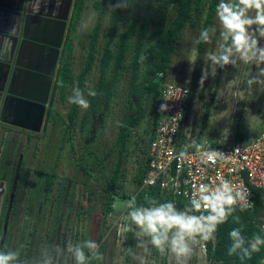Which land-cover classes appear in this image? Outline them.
<instances>
[{
	"label": "rangeland",
	"instance_id": "obj_1",
	"mask_svg": "<svg viewBox=\"0 0 264 264\" xmlns=\"http://www.w3.org/2000/svg\"><path fill=\"white\" fill-rule=\"evenodd\" d=\"M96 1L84 2L75 39V77L88 57L90 33L98 15L94 5ZM211 1L201 0V10L187 23L165 74L164 85L187 83L192 88L183 123L184 133H193L195 137L198 136L199 142L232 145L237 142L238 135L247 141L258 132L264 110V83L250 84V79L258 75L257 67L251 62L245 64L238 57L235 58V67L217 66L215 74L208 75L201 83L205 70L211 71L206 54L217 51L222 43L220 23L215 14L211 27L216 28V34L211 43L205 44L203 52L199 50L200 42L197 41L201 29L205 28ZM174 16V8H170L165 16L166 28ZM155 29L156 25H153L148 34V44L158 37ZM104 43V38H101L99 50ZM260 43L264 45V39ZM132 56L133 51H130L116 95L107 106L104 119L94 118L90 137L87 128L81 124L86 109L80 107L77 118L70 125L72 103L69 97L75 83L65 99L57 93L51 115L48 116L47 111L51 107L49 100L39 131L12 124L14 117L3 109L0 116V187L5 189L0 193V248L18 249L21 258L33 264L41 250L53 243L63 246L69 241L82 242L87 229L91 230L94 235L92 239L96 241L102 226L105 237L100 264H126V250L130 245L127 231L122 230V226L130 225L127 207L130 198L124 195L136 196L141 189L136 179L145 158L143 149L152 133L150 97L144 101L148 113L132 133L116 185L114 211L106 217L104 209L108 196L105 187L111 185L118 161L119 146L116 141L119 124L126 113H135V109L129 108L128 104ZM0 74H4L1 68ZM97 76L95 67L86 87L87 99V91L93 88ZM260 80H264V76ZM210 103L212 108L208 127L201 131L202 116ZM89 151L95 152L100 159L87 155ZM42 170L55 174L51 192H46V175L39 173ZM131 247L132 259L129 264H140L136 257H140L143 264H157L164 256H167L168 264H177L170 252L161 255L155 248L150 247L148 252L138 248L136 236ZM62 259L64 264H73L67 256ZM188 264H215L207 257L205 241L199 240L194 245Z\"/></svg>",
	"mask_w": 264,
	"mask_h": 264
},
{
	"label": "trees",
	"instance_id": "obj_2",
	"mask_svg": "<svg viewBox=\"0 0 264 264\" xmlns=\"http://www.w3.org/2000/svg\"><path fill=\"white\" fill-rule=\"evenodd\" d=\"M219 1H211L205 19V28H211ZM84 2L85 0H75L74 2L67 35L61 51L57 78L50 102L51 107L47 113L48 116L51 115L52 104L57 93L60 94L61 98L65 99L72 84L75 83L74 88L79 87L86 93L90 74L96 67L98 76L92 89L96 91L97 95L94 97L88 96L90 106L81 118V124L84 128H87L90 137L93 130L91 124L96 117L104 119L106 108L116 95L117 87L126 68L129 53L133 51L128 104L129 108L135 109V113H126L119 124L116 141L117 146H119L118 161L112 176L111 185L105 187L108 196L104 212L106 217H109L114 211V204L117 198L116 185L123 169L132 133L139 127L148 113L144 101L147 97L151 98L150 111L153 118V132L159 109L161 90L164 87L165 74L171 65L174 51L187 23L201 10V0H97L94 5L98 15L90 33L91 40L88 57L82 70L75 77L73 74L75 39L82 18ZM170 8H174L175 16L166 28L165 16ZM105 22L106 25H104ZM153 25H156L155 32L158 37L155 41L148 44V34ZM101 38H104L105 43L103 48L99 50ZM205 44L203 42L199 43L200 52L204 51ZM99 51L100 55L98 56ZM61 81L63 82L62 86ZM79 108L78 105L72 104L69 114L70 125L77 118ZM211 108L212 103L207 106L203 113L200 125L201 131H205L208 127ZM151 137L152 133L143 149L145 158L136 179L140 184H142L147 170V153ZM237 141L245 140L242 139L241 135H238ZM87 155L95 156L96 160L100 159L93 151H89ZM39 173L46 175L45 189L46 192H51L55 183V174L43 170ZM254 193V207L243 212L237 209L235 213V215L240 217L244 235L249 239L256 233L264 234V228L262 227L264 225V190L255 188ZM124 196L132 198V196L127 194ZM134 197L138 205L143 204L145 206H147V201L151 198H155L160 202L169 201L161 196L160 189L156 187L140 189ZM185 205L181 203L177 207L184 208ZM241 225L235 224L229 218L227 223L218 227L215 233V241H205L207 257L211 262L215 264H264V246H261L259 252L253 253L251 259L245 258L241 260L238 255H228V248L231 244L229 232L232 228ZM132 228L133 231H127L130 247L126 250V264H129L132 259L131 245L135 241V225H132ZM93 236L91 230L87 229L83 233L82 242L89 239L93 240ZM104 237L105 234L101 226L99 233L96 235V242L99 245L101 254L104 250ZM100 263V259H91L89 262V264ZM157 264H168L167 256L162 257Z\"/></svg>",
	"mask_w": 264,
	"mask_h": 264
},
{
	"label": "clouds",
	"instance_id": "obj_3",
	"mask_svg": "<svg viewBox=\"0 0 264 264\" xmlns=\"http://www.w3.org/2000/svg\"><path fill=\"white\" fill-rule=\"evenodd\" d=\"M40 0H30L33 12L38 10ZM254 13V14H253ZM216 15L220 23V37L222 43L218 50L208 52L207 60L210 61L211 71L205 70L201 83L208 75H214L215 69L225 68L228 65L235 67V58L245 64L253 63L258 70V75L250 79L252 83H264L260 80L264 76V0H220L216 6ZM216 28H202L198 43H211L216 34ZM19 34V24L16 22L7 33L0 34V62H3L7 53H10L14 41ZM61 86L63 82L61 81ZM95 90L89 88L87 96H96ZM69 102L83 109L90 104L84 91L76 87L69 97ZM162 111L167 110V105L161 106ZM241 148L237 147L235 153ZM184 155V154H182ZM204 156L205 163H216L224 160L227 154L210 149ZM128 218L130 225L122 226L124 231H133L132 225L137 229L135 236L137 247L148 252L155 248L161 255L172 253L177 264H188L194 245L203 241H215L218 227L229 221V218L241 225L237 209L243 212L252 207L250 192L232 181L220 179L218 184L201 183L193 185L189 202L184 208H178L174 201L160 202L155 198L147 201V206L138 205L133 196L127 201ZM231 244L228 248L229 256H239L241 260L251 259L253 253L259 252L264 246V234H253L249 239L244 235L243 226L234 227L229 232ZM67 256L73 264H89L91 259H102L99 245L94 240L83 242H67L63 246L53 243L41 250L39 257L33 264H64L62 257ZM140 264L143 260L136 257ZM0 264H29L27 259L21 258L18 249L0 248Z\"/></svg>",
	"mask_w": 264,
	"mask_h": 264
},
{
	"label": "built area",
	"instance_id": "obj_4",
	"mask_svg": "<svg viewBox=\"0 0 264 264\" xmlns=\"http://www.w3.org/2000/svg\"><path fill=\"white\" fill-rule=\"evenodd\" d=\"M191 95L192 88L187 83H167L162 88L141 189L159 188L164 199L174 201L177 206L187 205L194 184H218L222 178L250 192L252 207L248 209H252L254 189L264 190V110L262 124L250 140L232 145L199 142L198 136L183 132ZM162 105H167L166 111L161 110ZM237 147L241 148L239 153H235ZM210 149L226 153L227 158L215 164L205 163L207 157L203 154ZM4 189L0 187V193Z\"/></svg>",
	"mask_w": 264,
	"mask_h": 264
},
{
	"label": "water",
	"instance_id": "obj_5",
	"mask_svg": "<svg viewBox=\"0 0 264 264\" xmlns=\"http://www.w3.org/2000/svg\"><path fill=\"white\" fill-rule=\"evenodd\" d=\"M74 2L40 0L38 10L33 12L30 0H0V34L7 33L14 22L19 24L9 59L0 62V66H8L0 99L6 98L4 108L14 117L12 124L41 129Z\"/></svg>",
	"mask_w": 264,
	"mask_h": 264
},
{
	"label": "flooded vegetation",
	"instance_id": "obj_6",
	"mask_svg": "<svg viewBox=\"0 0 264 264\" xmlns=\"http://www.w3.org/2000/svg\"><path fill=\"white\" fill-rule=\"evenodd\" d=\"M10 55V53L9 54H7L6 56H5V58L7 57V59H9V56ZM0 68H1V70H3L4 71V74H0V88H1V86H2V81H3V77L5 76V71L7 70V68H8V66H6V65H2V66H0ZM58 71V70H57ZM56 78H57V75H56ZM56 78H55V82H56ZM54 82V83H55ZM55 85V84H54ZM53 93V92H52ZM6 95H7V90H6ZM52 97V96H51ZM6 98L5 97H3L2 99H0V116L2 115V113H3V109H4V100H5ZM51 100V99H50ZM48 112V111H47Z\"/></svg>",
	"mask_w": 264,
	"mask_h": 264
}]
</instances>
